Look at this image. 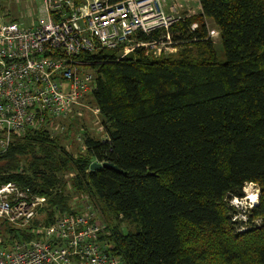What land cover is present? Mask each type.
Here are the masks:
<instances>
[{
    "label": "trees",
    "instance_id": "trees-1",
    "mask_svg": "<svg viewBox=\"0 0 264 264\" xmlns=\"http://www.w3.org/2000/svg\"><path fill=\"white\" fill-rule=\"evenodd\" d=\"M199 2L201 14L173 29L183 48L173 57L147 49L76 57L96 74L91 102L106 139L86 133L74 154L62 144L73 126L64 136L28 129L0 154V186L48 198L30 228L50 225L54 207L89 206L126 264H264V0ZM206 20L220 32L224 62ZM95 162L121 172L92 170ZM247 184L260 198L243 215L229 200L244 198ZM69 186L90 204H71ZM0 226L1 237L35 236Z\"/></svg>",
    "mask_w": 264,
    "mask_h": 264
},
{
    "label": "built area",
    "instance_id": "built-area-1",
    "mask_svg": "<svg viewBox=\"0 0 264 264\" xmlns=\"http://www.w3.org/2000/svg\"><path fill=\"white\" fill-rule=\"evenodd\" d=\"M31 1L41 13L35 27L0 17V154L28 129L79 120L76 107L87 108L100 122L99 108L86 103L96 89V74L85 70L77 56L112 49L121 58L137 49L155 57L175 55L181 43L173 29L202 11L187 0ZM198 28L199 23L191 25ZM207 28L210 39L220 37L218 30ZM241 199L232 202L238 206ZM45 208V196L12 182L0 186V222L35 235L30 241L0 236V264H126L91 207H54L50 225L30 228Z\"/></svg>",
    "mask_w": 264,
    "mask_h": 264
},
{
    "label": "rangeland",
    "instance_id": "rangeland-1",
    "mask_svg": "<svg viewBox=\"0 0 264 264\" xmlns=\"http://www.w3.org/2000/svg\"><path fill=\"white\" fill-rule=\"evenodd\" d=\"M187 1H190L192 3V0H187ZM22 8H23V10H22ZM26 8L28 9L27 13L25 15H22V17L24 16L23 18H25V22H26L25 25L29 26L30 22H35V19H38V17L41 14L39 12V5L36 3H33L31 0H30V2H28V0H0V17L5 22H10L12 20H16V18L20 17V11L26 12ZM208 25H209L210 29H216L217 30V28L214 26V24L211 20H209ZM212 41L214 43V47L216 49V53H217L219 61L224 62L226 58H225L224 49H223V45L221 43L220 37L219 36L215 37V38H213ZM182 49L183 48L181 47L180 50H182ZM180 50H179V52H180ZM121 54L122 53H117L118 56H121ZM175 55H177V54H175ZM175 55H170V56L167 55L166 57H173ZM85 70L91 71L92 69L87 68ZM86 103L92 104L90 99H87ZM78 110L81 111L79 113L80 116L78 117L79 120H64V121H61L60 123H57V125H55L54 127H47L46 128L51 136H59V135L64 136L66 131H69L68 130L70 128L69 125L73 126L74 129L77 130V133L75 132V134L70 136L69 139L64 140L62 144L68 151H70L74 154L79 153V151L83 152L85 150L84 146H83V142L85 141V138L87 137L86 133H88L90 136H92L96 139H101V140H104L107 137L105 135V130L102 126V121H103L102 117L99 116V118H100V122H99V121L95 120L94 116L92 115V112H90L87 108L76 107L75 111H78ZM73 115L75 116V114H73ZM73 115L71 117H73ZM81 131H84V132H81ZM83 133H85L84 134L85 136L83 135ZM23 165H25V162ZM66 177H65V179H66ZM246 188L249 189L248 193L245 191ZM67 193H69V195L71 197V200H72L71 204L78 203L80 200H82V199L85 200L84 198H86V196H83L82 194L76 193L73 190V188L70 186L67 188ZM244 194H245V197L240 200L241 203H239L238 206H235L233 204L234 203V202H232L233 199L229 200L230 206L235 208L236 211L237 210L240 211L243 215L245 214L244 213L245 210H249V208H250L249 206L251 203L250 200H248V199L245 200L246 197H249L250 195H256V198L259 202L260 190H259L258 186L255 184H247L244 188ZM257 200H256V202H257ZM84 203H85V205L90 204L89 201L87 202V200H85ZM254 205H257V203ZM242 216H241V218H242ZM98 217L100 218L99 214H98ZM4 229H5L4 227L2 228L0 226V230L3 231Z\"/></svg>",
    "mask_w": 264,
    "mask_h": 264
},
{
    "label": "crops",
    "instance_id": "crops-1",
    "mask_svg": "<svg viewBox=\"0 0 264 264\" xmlns=\"http://www.w3.org/2000/svg\"><path fill=\"white\" fill-rule=\"evenodd\" d=\"M28 2H30V0H28ZM188 5L193 7L196 10L201 8L199 0H192V3L190 1H188ZM22 10H23V8H22ZM27 10H28L27 8H26V12H21L19 10L20 11V17L16 18V20H12V21H20V22H23L25 24L26 23L25 18H23L24 16L22 17V15H25L27 13ZM200 12H201V10H200ZM36 20L37 19H35V22H30L29 27H35L38 24V22ZM12 21H10V22H12Z\"/></svg>",
    "mask_w": 264,
    "mask_h": 264
},
{
    "label": "water",
    "instance_id": "water-1",
    "mask_svg": "<svg viewBox=\"0 0 264 264\" xmlns=\"http://www.w3.org/2000/svg\"><path fill=\"white\" fill-rule=\"evenodd\" d=\"M102 168H108V169H112V170H115L117 172H121L117 166H115L113 163L111 162H104V163H99V162H95V163H92L91 165V169L92 170H100Z\"/></svg>",
    "mask_w": 264,
    "mask_h": 264
},
{
    "label": "bare ground",
    "instance_id": "bare-ground-1",
    "mask_svg": "<svg viewBox=\"0 0 264 264\" xmlns=\"http://www.w3.org/2000/svg\"><path fill=\"white\" fill-rule=\"evenodd\" d=\"M246 192L248 193V192H249V189H246ZM248 199H251L252 202H253L254 204L258 203V200H257V198H256V195H250V196L248 197ZM256 200H257V202H256ZM44 212H45V211H44ZM48 214H49V213H48Z\"/></svg>",
    "mask_w": 264,
    "mask_h": 264
}]
</instances>
